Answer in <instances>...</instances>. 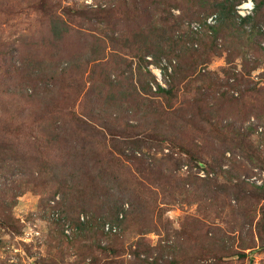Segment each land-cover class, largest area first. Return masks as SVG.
Masks as SVG:
<instances>
[{"label": "rangeland", "instance_id": "374dc122", "mask_svg": "<svg viewBox=\"0 0 264 264\" xmlns=\"http://www.w3.org/2000/svg\"><path fill=\"white\" fill-rule=\"evenodd\" d=\"M254 8L255 0L235 8H198L196 0H0V264H264L255 228L240 229V214L252 212L223 195L242 181L264 183V170L240 144V134L255 131L250 140L264 152V43L258 49L232 21L223 23L226 9L244 18ZM55 20L70 33L53 38ZM143 68L149 95L159 87L171 95L145 96L137 78ZM110 80L112 89L121 80L120 92L105 99ZM193 102L203 115H192ZM70 135L80 148L82 139L90 145L78 171H70L77 157L66 150ZM127 142L141 148V161L116 151ZM108 179L114 186L99 184ZM96 188L104 197L109 188L115 196L127 189L140 208H122L132 220L114 225L121 245L104 235L89 253L83 247L96 243L74 244L81 227L70 220L69 195L100 206L103 197L89 202ZM218 193L221 199L209 198ZM241 239L256 242L240 250Z\"/></svg>", "mask_w": 264, "mask_h": 264}, {"label": "trees", "instance_id": "16d2710c", "mask_svg": "<svg viewBox=\"0 0 264 264\" xmlns=\"http://www.w3.org/2000/svg\"><path fill=\"white\" fill-rule=\"evenodd\" d=\"M191 1V0H189ZM244 0H227V2L223 3V2H219V0H196V6L198 8H203L207 5H209V8H217V7H222V8H235L238 5H241V3ZM195 2V0H194ZM222 3V4H221ZM217 5V6H216ZM223 23H227L232 21L234 23V26L236 29H238L241 33H245L246 36L248 37V39H250V41L254 42L255 46L259 49V47L262 45V43H264V0L261 1H257L255 0V8L254 11L252 13V15L246 16L244 18L241 17H237L233 14V10L231 9H226L223 12ZM70 33V29L63 27L62 24H60L59 20H55V23L51 24L50 26V34L53 38H62L64 35H68ZM147 50V55H153L152 53L148 52L149 48L147 46L146 48ZM146 55V56H147ZM153 57L155 60L157 61H162V59H159L158 56H151ZM161 58V56H160ZM153 60V59H152ZM171 60V59H170ZM183 60H184V56L182 58V63H181V70L182 67L184 68L183 65ZM264 63V61H263ZM145 68V67H144ZM141 69L138 71L137 75L139 78V82L141 83V85L144 86L143 88V94L145 96H149L150 98H161L163 96L167 97L168 95H171V91L170 90H164L161 87L158 88V90L153 93L151 95H149V90L152 91L151 88V74L149 72H147L146 70ZM175 72V71H174ZM132 76H133V72H132ZM105 80V77H103ZM111 81V80H110ZM108 81L105 82V84H109V88L106 92V97H104L105 99H107L108 97H110L111 95L114 94H119L120 90V86L122 84L121 80H118V82H115L114 87H117V89H112L111 88V83H113V81ZM116 98V96H115ZM114 98V99H115ZM149 98V99H150ZM149 99L147 100V98L145 97V101L147 103H149ZM158 107V106H157ZM157 107H156V111H157ZM191 108L194 112V114H192L193 116H199L200 114L203 115L202 113L203 110L201 108V106L199 104H197L196 102H193V105H191ZM160 115V113H158ZM162 115L164 116V112H162ZM228 130V127L225 126H221L218 127V130ZM59 132H62V130H59ZM245 132V131H244ZM255 133V131L245 132V136H243L244 134H240L241 141L240 144L243 145V152L244 154L247 156V159L249 160V162L251 163V165L253 167L259 168L261 170H264V152L261 150V148L259 146H255L252 141L250 140L251 135L253 136ZM261 137H259L260 139ZM81 139V138H80ZM83 143H81V148L78 145V141L76 138H72L71 139V135H70V140H65V144H66V150H68L69 152L73 153L74 155H76L77 157H75V159L72 161L71 167H70V171H78L77 169V165L78 163H83L84 160H82L80 162L79 158L82 155V153L85 151H90V145L88 140L82 139ZM52 142V141H51ZM260 143H264V141H260ZM245 143V144H244ZM116 150V149H115ZM121 156L125 157L129 162H132L134 159L136 161H141V148L137 147L135 143L132 142H127L124 144V147L121 150H116ZM115 152V151H114ZM115 152V153H117ZM190 154V157L192 158V154L190 152H187ZM86 154V153H85ZM110 157H112V159H115L113 157L112 154L109 155ZM196 160V157H195ZM233 160V159H232ZM197 163H199L200 165L202 164L200 161H198ZM124 164L122 163V166ZM220 170L222 172H226L229 173V176L233 175L234 173L232 171H225L222 168V163L219 166ZM232 168L234 169V172H237L238 170L236 169L237 166H232ZM140 173H143L142 169H137ZM149 174H152V170L149 169ZM104 179V178H103ZM118 180V179H117ZM102 181V179H101ZM101 186L105 187L108 186H114V180L113 179H108L103 183H99ZM241 184H243L244 186H246V188L244 186H233L232 188L230 187V189L226 190L225 194L227 197H230L232 195L236 196V203H238L239 208L245 207L244 211H249L251 214H243L241 213L240 216L243 218L241 221V225H240V229L241 230H245L246 228H249L248 231L251 233H253V228H255L256 233H257V242L259 244V247L262 248L264 250V204L261 208L257 209V207L260 205V203L264 202V183L261 186H257L255 184H247L246 182H241ZM26 188H22L18 190V192H16L13 195L12 200L10 201V203L6 204V207H8V211H11L17 203V199L22 196L25 192ZM94 193L92 195V197L90 198L89 202L92 203V200H99V197H103V205H89L87 206L84 199V197L76 199L75 197H72L71 195H69V199H70V209L72 210V214L71 216L69 215V217L71 218L70 220L73 221L78 227L80 226V230H81V236H79L77 239H75L74 244H78V242L82 243L83 241H91L93 243H96V245H94L93 247L90 248H84L85 250H89V253L92 252L94 249L95 252H98L99 250V242L100 239L106 235V236H115L116 239L114 241V243L116 244V242H118L119 245H121L119 243V230L116 233H113L112 231L108 232L105 230V226L109 223H111L112 227H116L114 226L116 225H120V224H126L128 222V220L131 217L132 220V215H128V214H122V208L124 207L126 202H130L132 203V208L133 211L137 210L139 211L140 205L138 202V197L135 196V194H133L131 191L127 190V189H118V194L117 196H115V194H113L114 190H112L111 188L108 189V192H106V197H104V195L100 194V191L98 188L94 189ZM220 194H213L212 196H210V199H221ZM66 198V197H65ZM68 198V197H67ZM239 201V202H238ZM77 205H80V207H78ZM77 208L80 209L81 211H77ZM91 212V217L85 218L84 221L81 220L82 215L85 212ZM260 213V218L257 221V216ZM87 215V214H86ZM123 215V217L121 216ZM134 217V216H133ZM257 222V223H256ZM131 223V221H130ZM95 226H98L99 228V232H94L93 228ZM248 241H245L244 239H241L240 241V250H246V249H250L251 246L253 244H255L256 240L254 239L252 244H246ZM113 243V245H114ZM113 245L111 246V249H114ZM95 247V248H94ZM94 248V249H93ZM117 250H121V249H117ZM104 252V250L102 251ZM242 253H239V255H241Z\"/></svg>", "mask_w": 264, "mask_h": 264}, {"label": "built area", "instance_id": "2783aa9c", "mask_svg": "<svg viewBox=\"0 0 264 264\" xmlns=\"http://www.w3.org/2000/svg\"><path fill=\"white\" fill-rule=\"evenodd\" d=\"M195 30H197V28H194ZM106 231H112L113 233H116L117 232V228L115 227H111L109 225L106 226Z\"/></svg>", "mask_w": 264, "mask_h": 264}]
</instances>
